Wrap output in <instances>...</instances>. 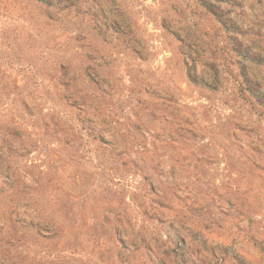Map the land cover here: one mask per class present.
Masks as SVG:
<instances>
[{"label":"rangeland","instance_id":"374dc122","mask_svg":"<svg viewBox=\"0 0 264 264\" xmlns=\"http://www.w3.org/2000/svg\"><path fill=\"white\" fill-rule=\"evenodd\" d=\"M214 246L264 264V0H0V264Z\"/></svg>","mask_w":264,"mask_h":264},{"label":"built area","instance_id":"2783aa9c","mask_svg":"<svg viewBox=\"0 0 264 264\" xmlns=\"http://www.w3.org/2000/svg\"><path fill=\"white\" fill-rule=\"evenodd\" d=\"M210 253L214 256L217 264H236L237 252L234 247H218L214 246L210 249Z\"/></svg>","mask_w":264,"mask_h":264},{"label":"crops","instance_id":"0c3cea01","mask_svg":"<svg viewBox=\"0 0 264 264\" xmlns=\"http://www.w3.org/2000/svg\"><path fill=\"white\" fill-rule=\"evenodd\" d=\"M234 1H240V0H234ZM242 2H244L245 3V1L246 0H241ZM236 11V10H235ZM177 226L176 227H178V229H180V227L178 226V225H180V224H176ZM182 236V235H181ZM187 239H189V240H187V241H190V243H191V245L193 246V244L192 243H194L196 246H199V244H198V242H191V241H194V240H190V238H187ZM209 252V251H208ZM202 253H205V254H207V252L206 251H202ZM202 255V254H201Z\"/></svg>","mask_w":264,"mask_h":264}]
</instances>
